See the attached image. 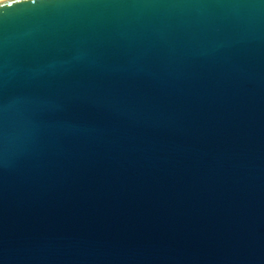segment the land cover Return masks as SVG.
<instances>
[{"label": "water", "instance_id": "1", "mask_svg": "<svg viewBox=\"0 0 264 264\" xmlns=\"http://www.w3.org/2000/svg\"><path fill=\"white\" fill-rule=\"evenodd\" d=\"M0 264H264V0L0 2Z\"/></svg>", "mask_w": 264, "mask_h": 264}, {"label": "bare ground", "instance_id": "2", "mask_svg": "<svg viewBox=\"0 0 264 264\" xmlns=\"http://www.w3.org/2000/svg\"><path fill=\"white\" fill-rule=\"evenodd\" d=\"M3 1H5V0H0V2H3Z\"/></svg>", "mask_w": 264, "mask_h": 264}]
</instances>
